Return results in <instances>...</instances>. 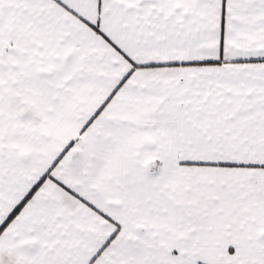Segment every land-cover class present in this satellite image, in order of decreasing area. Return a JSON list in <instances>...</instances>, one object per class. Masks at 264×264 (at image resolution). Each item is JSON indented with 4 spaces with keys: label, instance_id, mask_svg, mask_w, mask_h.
I'll return each mask as SVG.
<instances>
[{
    "label": "snow or ice",
    "instance_id": "obj_1",
    "mask_svg": "<svg viewBox=\"0 0 264 264\" xmlns=\"http://www.w3.org/2000/svg\"><path fill=\"white\" fill-rule=\"evenodd\" d=\"M0 264H264V0H0Z\"/></svg>",
    "mask_w": 264,
    "mask_h": 264
}]
</instances>
